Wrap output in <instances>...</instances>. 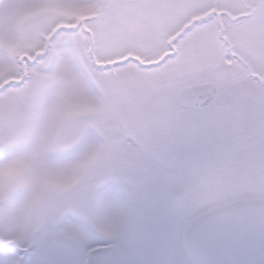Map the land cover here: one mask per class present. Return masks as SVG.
<instances>
[{"label": "snow or ice", "instance_id": "6c2138e0", "mask_svg": "<svg viewBox=\"0 0 264 264\" xmlns=\"http://www.w3.org/2000/svg\"><path fill=\"white\" fill-rule=\"evenodd\" d=\"M0 264H264V0H0Z\"/></svg>", "mask_w": 264, "mask_h": 264}]
</instances>
